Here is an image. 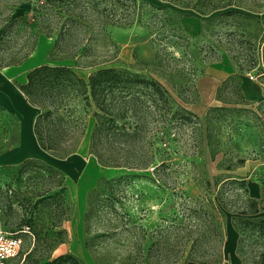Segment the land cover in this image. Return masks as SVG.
Wrapping results in <instances>:
<instances>
[{
  "label": "rangeland",
  "instance_id": "1",
  "mask_svg": "<svg viewBox=\"0 0 264 264\" xmlns=\"http://www.w3.org/2000/svg\"><path fill=\"white\" fill-rule=\"evenodd\" d=\"M184 1L188 6L136 0L138 20L124 26L101 22L91 42L98 65L160 79L199 117L208 106L226 102L223 110L208 113L206 127L199 117L173 121L168 135H154V163L131 170L104 166L89 150L94 108L77 95L69 97L68 105L82 119L84 132L72 152L63 157L39 153L29 134L34 146L27 139L18 155L10 153L18 149L25 121L32 122L40 110L12 86L24 83L36 65L73 61L47 56L57 33V0H0V67L9 66L0 71V224L21 237L12 263L40 264L71 253L83 264H167L173 259L171 264H223L224 242L232 230L239 264H264V233L255 222L232 219L247 197L259 201V210L244 216L264 217V0ZM226 9L237 11L204 19ZM92 70L75 68L84 79ZM202 133L207 135L203 147L196 140ZM209 151L218 159L242 155L244 161L226 169L209 159ZM24 159L29 162L23 166ZM160 159L164 165L155 172ZM130 172L139 175L124 180L113 204L96 213L90 231L94 248L88 249L87 191L101 185L102 178ZM119 227L123 230L117 235L107 232Z\"/></svg>",
  "mask_w": 264,
  "mask_h": 264
},
{
  "label": "trees",
  "instance_id": "2",
  "mask_svg": "<svg viewBox=\"0 0 264 264\" xmlns=\"http://www.w3.org/2000/svg\"><path fill=\"white\" fill-rule=\"evenodd\" d=\"M175 1L188 6L184 0ZM236 11L226 9L204 19ZM140 12L136 0H57V26L54 28H57V33L47 56L50 61L68 58L72 59L73 63L45 62L36 65L27 71L25 83L18 86L26 99L40 108L34 117L33 133L42 149L63 157L77 147L84 132V125L82 119L74 114L73 108L68 105V99L73 95L81 96L85 106L94 108L95 121L89 135V150L104 166L125 167L131 170L149 167L157 158L153 147L154 135L162 134L165 137L170 133V124L173 121L182 123L199 117L179 103V99L173 96L172 91L160 79L133 73L121 67L98 65L99 59L96 58L97 54L92 49L91 42L100 29L99 24L110 21L123 26L129 25L140 18ZM199 12L205 13L203 10ZM185 14L187 13H182ZM15 21L16 18L5 26L2 35H6ZM39 28L46 31L42 25H39ZM50 35L49 33L48 36ZM2 38L0 36V40ZM87 57L89 61L85 60ZM251 61L253 55L244 61L246 67H249L248 62ZM82 67L93 68L87 79L80 77L75 71V68ZM224 108L226 102L218 106H208L199 117L200 126L205 125L203 121L207 123L209 112L221 111ZM200 136L196 138L200 142L199 145L207 146V135L202 133ZM227 156L226 154L218 159L216 153H208L209 159L217 160V165L226 169L244 161L242 155L236 158ZM28 162L29 159H24L21 165L24 166ZM163 165L164 159H160L154 171L157 172ZM46 168L54 170L52 166L46 165ZM138 175L130 172L117 177L102 178L101 185L87 191L84 243L88 249L94 248V238L90 231L96 221V213L113 204L119 196L124 180ZM238 183L243 185L244 180L241 179ZM258 204L256 198L247 197L243 205L236 207L239 216L233 215V221L241 220L244 225L255 222L257 229L264 233V217L251 219L244 216L256 213L259 210ZM25 222L28 227L32 226L30 220ZM116 226L117 223L113 227ZM107 230L117 235L123 228ZM106 235L107 233L104 234ZM175 261L177 259L167 264ZM40 264L83 263L71 253H60ZM133 264L141 263L135 261Z\"/></svg>",
  "mask_w": 264,
  "mask_h": 264
},
{
  "label": "crops",
  "instance_id": "3",
  "mask_svg": "<svg viewBox=\"0 0 264 264\" xmlns=\"http://www.w3.org/2000/svg\"><path fill=\"white\" fill-rule=\"evenodd\" d=\"M34 53V51L33 52H31V54L30 55H32ZM7 68H9V66H1L0 67V71H3V70H6ZM33 68V67H32ZM30 70V69H29ZM28 70V71H29ZM27 73V72H26ZM25 81H26V76H25ZM25 81H24V83H25ZM23 84V83H22ZM12 88H13V91H14V93L16 94V95H18V96H22V92H20L21 90L19 89V87H16V86H12ZM16 92H18V93H16ZM40 111V110H39ZM38 111V112H39ZM37 112V113H38ZM35 115H36V113H35ZM35 115H34V117H35ZM34 117H33V120H32V122H28V121H25V132H23V136L21 137V142L19 143V146L17 147L18 149L17 150H12L10 153L13 155V156H15V155H18L20 152V149H22L23 147L25 148L26 147V145H27V139L29 140L28 141V143H29V145H32V146H34L33 145V141L35 142V149H36V151L37 152H39V153H42V152H44L45 150L44 149H42L40 146H39V144H38V142H37V139H36V137H35V135H34V133H33V121H34ZM29 134H31V136H32V139H33V141H32V139L31 138H29L27 135H29ZM25 136V137H24ZM34 136V137H33ZM25 156H27V154L25 153V154H23V155H21V157H19L20 159L21 158H24ZM228 235H229V238H228V241H227V245H226V241L224 242L225 243V245H224V255H223V264L225 263V262H229V264H239V262H240V259H239V257L235 254V250H234V248L233 247H235L234 245H235V242H236V236L234 235V232L231 230V231H229V233H228ZM227 246V247H226ZM226 252V253H225ZM174 264H211V263H208V262H197V261H193V260H187V261H183V262H181V263H179V262H177V263H174Z\"/></svg>",
  "mask_w": 264,
  "mask_h": 264
},
{
  "label": "built area",
  "instance_id": "4",
  "mask_svg": "<svg viewBox=\"0 0 264 264\" xmlns=\"http://www.w3.org/2000/svg\"><path fill=\"white\" fill-rule=\"evenodd\" d=\"M20 246L21 237L0 224V264H14L11 259L18 254Z\"/></svg>",
  "mask_w": 264,
  "mask_h": 264
},
{
  "label": "bare ground",
  "instance_id": "5",
  "mask_svg": "<svg viewBox=\"0 0 264 264\" xmlns=\"http://www.w3.org/2000/svg\"><path fill=\"white\" fill-rule=\"evenodd\" d=\"M16 93H18V92H16ZM87 178H88V177H87ZM84 181L86 182V177H85V179L83 178L82 183H83Z\"/></svg>",
  "mask_w": 264,
  "mask_h": 264
}]
</instances>
